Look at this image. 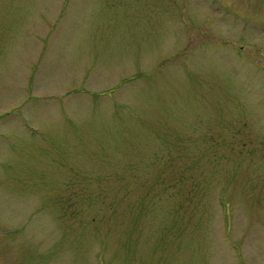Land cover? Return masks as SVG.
I'll use <instances>...</instances> for the list:
<instances>
[{
  "label": "rangeland",
  "instance_id": "374dc122",
  "mask_svg": "<svg viewBox=\"0 0 264 264\" xmlns=\"http://www.w3.org/2000/svg\"><path fill=\"white\" fill-rule=\"evenodd\" d=\"M0 264H264V0H0Z\"/></svg>",
  "mask_w": 264,
  "mask_h": 264
},
{
  "label": "flooded vegetation",
  "instance_id": "af4514ba",
  "mask_svg": "<svg viewBox=\"0 0 264 264\" xmlns=\"http://www.w3.org/2000/svg\"><path fill=\"white\" fill-rule=\"evenodd\" d=\"M212 2H213V1H212ZM212 2H211V6H213V5H214V4H213L214 2H213V3H212Z\"/></svg>",
  "mask_w": 264,
  "mask_h": 264
}]
</instances>
